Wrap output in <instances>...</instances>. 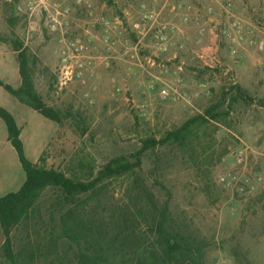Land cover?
Masks as SVG:
<instances>
[{
  "label": "rangeland",
  "instance_id": "obj_1",
  "mask_svg": "<svg viewBox=\"0 0 264 264\" xmlns=\"http://www.w3.org/2000/svg\"><path fill=\"white\" fill-rule=\"evenodd\" d=\"M13 2L0 0V35L12 31L37 57L34 81L45 102L79 114L76 122L58 125L0 87V106L16 118L33 162L44 151L46 166L59 170L83 159L99 166L129 156L142 140L202 113L222 87L246 90L254 103H235L214 132L207 127L195 162L160 149L166 154L159 168L151 174L146 155L142 171L161 200L170 196L174 218L206 243L205 264H264V107L256 104L264 98V46H257L264 40V0H50L66 11L57 30L41 11L29 15L24 0ZM221 28L231 36L219 34ZM61 38L85 43L71 64L91 60V77L58 84ZM212 42L216 52L202 59ZM1 61L11 67L0 68V77L16 87L18 64L9 43L0 42ZM203 173L220 190L215 204L203 191ZM23 180L0 119V194L16 191ZM125 184L124 177L111 181L109 194L121 198ZM3 239L0 229V247Z\"/></svg>",
  "mask_w": 264,
  "mask_h": 264
},
{
  "label": "trees",
  "instance_id": "obj_2",
  "mask_svg": "<svg viewBox=\"0 0 264 264\" xmlns=\"http://www.w3.org/2000/svg\"><path fill=\"white\" fill-rule=\"evenodd\" d=\"M8 23L14 26L16 22L9 19ZM0 42L9 43L16 53L20 78L16 87L2 80L0 87L58 125L67 120L76 122L79 114L70 106H50L37 91L34 77L38 59L20 38L11 31L10 36L0 35ZM253 101L236 84L222 87L202 113L172 126L159 138L142 140L141 147L129 156H116L99 166L83 159L76 168L69 163L64 170L46 166L45 151L37 162L29 160L15 117L0 106L7 140L24 173L16 191L0 195L4 238L0 255L4 263L205 264L206 243L174 218L170 196L161 200L152 190L148 175L142 171L143 158H151V174L166 154L160 149L195 162L200 134L209 126L214 132L230 116L235 103L249 105ZM256 104L264 107V98ZM206 175L203 173L204 178ZM121 177L126 178V184L118 199L109 194L108 186ZM204 180L203 191L215 204L220 190H214L209 178ZM260 198L264 201V191Z\"/></svg>",
  "mask_w": 264,
  "mask_h": 264
},
{
  "label": "built area",
  "instance_id": "obj_3",
  "mask_svg": "<svg viewBox=\"0 0 264 264\" xmlns=\"http://www.w3.org/2000/svg\"><path fill=\"white\" fill-rule=\"evenodd\" d=\"M29 15L34 14L35 12L41 11L43 13V16L45 20L48 22L50 28L52 30H57L58 26H60V21L59 19L64 16V13L66 11H62L60 9V6L56 2H51L50 0H24ZM87 3L88 0H76V3ZM144 19H149L151 18V15L144 14L143 15ZM155 19V18H154ZM234 27L237 29L239 28L236 23L232 24ZM219 34H225L227 33V36H231L230 32H226L224 28H221L219 30ZM239 32V31H237ZM240 33V32H239ZM218 37V35H215V38ZM103 42L108 44L110 39H109V31L107 29L104 30V34L102 36ZM242 37H239V39ZM234 40V39H233ZM60 42L64 43V48L60 50V56H61V65H60V71H59V78H58V84L60 86H64L67 84L68 81L72 79H82L85 74L87 76H92V62L91 60H76L77 65L73 66L72 59H78V57L81 56V53H83L85 49V43L81 42L79 40H72V41H65L64 38L60 39ZM257 46L259 49H262L264 46V40H260L257 42ZM216 52V46L215 43H209L207 44L202 53H201V58H209L211 55H213ZM74 62V61H73ZM168 92L164 90L161 93V98L165 99L167 96ZM238 162H242L241 159L238 160Z\"/></svg>",
  "mask_w": 264,
  "mask_h": 264
},
{
  "label": "crops",
  "instance_id": "obj_4",
  "mask_svg": "<svg viewBox=\"0 0 264 264\" xmlns=\"http://www.w3.org/2000/svg\"><path fill=\"white\" fill-rule=\"evenodd\" d=\"M8 66H10L11 67V64H10V62H7V61H1L0 62V68H6V67H8ZM16 69H18V66H17V68ZM0 80H2V78L0 77ZM3 81V80H2ZM6 83V82H5ZM19 83H20V80L18 81V84H17V86L19 85ZM2 107V106H1ZM13 115V114H12ZM16 119V118H15ZM17 122V121H16ZM18 124V123H17ZM6 138H7V136H6ZM8 141V140H7ZM9 142V141H8ZM7 193V192H6ZM6 193H4V194H6ZM0 195H3V194H0Z\"/></svg>",
  "mask_w": 264,
  "mask_h": 264
}]
</instances>
